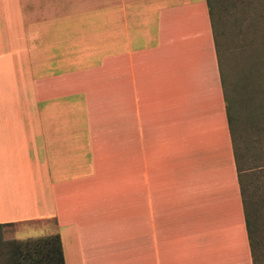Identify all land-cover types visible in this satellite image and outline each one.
<instances>
[{"label": "crops", "instance_id": "0c3cea01", "mask_svg": "<svg viewBox=\"0 0 264 264\" xmlns=\"http://www.w3.org/2000/svg\"><path fill=\"white\" fill-rule=\"evenodd\" d=\"M44 222L66 264H254L208 0H0V225Z\"/></svg>", "mask_w": 264, "mask_h": 264}, {"label": "rangeland", "instance_id": "374dc122", "mask_svg": "<svg viewBox=\"0 0 264 264\" xmlns=\"http://www.w3.org/2000/svg\"><path fill=\"white\" fill-rule=\"evenodd\" d=\"M220 8V57L226 77L227 97L236 98L241 114L239 138L246 166L264 173V0H226ZM230 13V15H229ZM264 186V177L256 183ZM48 223H23L0 233V264H4L7 243L44 238L53 233ZM140 231V226L138 228ZM262 245L257 255L264 264Z\"/></svg>", "mask_w": 264, "mask_h": 264}, {"label": "trees", "instance_id": "16d2710c", "mask_svg": "<svg viewBox=\"0 0 264 264\" xmlns=\"http://www.w3.org/2000/svg\"><path fill=\"white\" fill-rule=\"evenodd\" d=\"M225 1L208 0L219 56L220 42H218V39L221 38L219 23H222L223 18L221 17L220 8L222 9L226 5ZM222 78L226 93L230 130L236 147L239 183L244 201L246 225L254 264H263V260L258 257L257 251L260 246L263 247L262 237L260 236L264 225V186H257L256 183L260 181V178L264 177V173L255 172L246 166L241 139L238 136V123L240 122L241 114L238 112L237 105L239 104L240 106L241 104L237 102L235 97L234 99L227 97V82L223 72ZM9 226L11 225H0V233H3V229ZM4 264H66L62 238L59 234H55L38 239L11 241L7 243Z\"/></svg>", "mask_w": 264, "mask_h": 264}]
</instances>
